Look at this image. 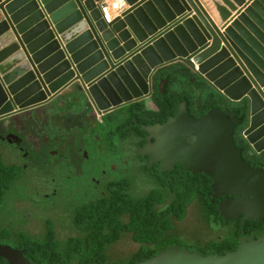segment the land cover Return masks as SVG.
<instances>
[{
    "label": "water",
    "instance_id": "95a60500",
    "mask_svg": "<svg viewBox=\"0 0 264 264\" xmlns=\"http://www.w3.org/2000/svg\"><path fill=\"white\" fill-rule=\"evenodd\" d=\"M110 22L102 0H0V119L75 92L99 115L151 96L152 74L178 61L227 101L247 102L245 140L264 151V0H125ZM194 64L197 69H194ZM167 79L158 88L163 92ZM200 96V94H199ZM235 111L198 117L186 101L165 122L143 126L161 171L180 163L205 173L225 220H264V164L251 166L234 146ZM191 139V140H189ZM24 249L0 244L8 264H32ZM137 264H264V233L242 235L224 254L170 245Z\"/></svg>",
    "mask_w": 264,
    "mask_h": 264
},
{
    "label": "trees",
    "instance_id": "16d2710c",
    "mask_svg": "<svg viewBox=\"0 0 264 264\" xmlns=\"http://www.w3.org/2000/svg\"><path fill=\"white\" fill-rule=\"evenodd\" d=\"M162 79L167 81L160 92L158 84ZM151 86L149 98L114 109L105 119L113 122L120 143L133 144L134 149L133 159H127L126 164L106 160V167L111 171L112 164L124 168L139 165V188L128 174L119 178L110 174L98 186L89 184L91 176L98 175L93 170L97 159L91 155L81 164L73 158L49 159L28 175L18 176L5 192L11 193L10 200L16 196V244L12 247L24 249L23 255L32 264H137L170 245L197 249L203 255L224 254L237 247L242 232L247 236L264 233V220L257 223L241 216L229 220L220 216L218 203L222 198L211 196L212 180L207 174L191 173L182 167L170 171L150 169L134 156L136 145L142 143L138 133L144 134L141 124L165 121L175 115L177 104L185 100L193 117L212 107L235 111L240 122L232 131L234 146L251 166L264 164V151L254 153L242 135L247 125L246 100L230 102L218 93L207 100L212 89L178 61L155 70ZM74 96L75 92H65L53 101L74 103ZM147 99L154 107L147 105ZM199 103L201 109L197 108ZM113 141L111 147L107 146L109 151L118 148ZM7 170L0 166L4 182L13 179ZM52 179L56 186L50 184ZM28 184H47L49 192L38 193L43 198L48 193L49 197L33 204L32 195L25 197L22 190ZM54 187L56 193L52 194ZM31 206L37 210L26 216V209L29 211ZM111 250L116 251L114 256ZM0 264L8 263L0 257Z\"/></svg>",
    "mask_w": 264,
    "mask_h": 264
},
{
    "label": "flooded vegetation",
    "instance_id": "af4514ba",
    "mask_svg": "<svg viewBox=\"0 0 264 264\" xmlns=\"http://www.w3.org/2000/svg\"><path fill=\"white\" fill-rule=\"evenodd\" d=\"M195 81L193 78L194 84ZM200 87H203V84ZM215 96L210 99H214ZM197 108L201 109L200 103ZM108 113L99 115L85 102L71 103L69 100H59L32 110H24L8 120L0 119V166H6L8 168L6 172L13 175V179L9 178L6 182L0 177V244L10 246L16 244V196L14 200H10L11 193L5 192L18 176L28 175L34 168L55 157L70 161L73 158L80 160L81 164L91 155L97 159L93 170L98 172V175H92L89 184L98 186L103 178L111 174L116 164H112L109 171L104 154L107 152V146L111 147V141L116 135L113 122H105ZM163 122L141 124L144 134L138 133L139 141L142 140V143L136 145L134 156L138 162L141 161L150 169H160L161 162L155 160L158 156L154 154L140 156L137 147L145 145L148 141H155L143 126ZM113 151L115 149L110 152ZM126 163L127 160H123V164ZM178 167L184 168L180 163H175L173 169ZM67 177L70 178L68 175ZM50 184L57 185L54 179ZM55 193L56 187L52 191V194ZM43 196L48 198L49 194L44 193ZM36 202L33 197V204ZM26 212V216H29L28 209Z\"/></svg>",
    "mask_w": 264,
    "mask_h": 264
},
{
    "label": "rangeland",
    "instance_id": "374dc122",
    "mask_svg": "<svg viewBox=\"0 0 264 264\" xmlns=\"http://www.w3.org/2000/svg\"><path fill=\"white\" fill-rule=\"evenodd\" d=\"M146 102H147V105L149 107H154L153 103L150 102V100H148ZM113 144L117 145V147H118L117 150L113 151V152H110L108 149H106L107 152H105V154H104V159H107L108 163L109 162H113V160L123 161V160H127L129 158L133 159V157H132V153L134 152V149L132 147L133 144H126V143L125 144H121L120 141L117 138L114 139ZM124 174H128L129 176H131L133 181H134V184L137 187L140 186L142 177H141L139 165L132 164V165H129L128 167L124 168L123 165L120 166V165L116 164L115 169H113L111 171V177H114V178L122 177ZM19 186H21V183H19ZM22 190L24 191L25 197L26 196L29 197V195L31 194L32 197H34L37 201L41 200V198L45 201L46 198H43L38 193V191L40 193L41 192H49L50 186H48L46 184L45 187H41V186H38L37 184H36V186H34L33 184H28L27 188H26V186H24V188ZM53 201H55V200H53ZM36 210H37V207H32L31 206V207H29V211L28 212L36 211ZM110 253L113 255V254L116 253V251L111 250Z\"/></svg>",
    "mask_w": 264,
    "mask_h": 264
},
{
    "label": "built area",
    "instance_id": "2783aa9c",
    "mask_svg": "<svg viewBox=\"0 0 264 264\" xmlns=\"http://www.w3.org/2000/svg\"><path fill=\"white\" fill-rule=\"evenodd\" d=\"M126 1L125 0H108V1H102L100 3V12L102 15V19L105 22H110L112 20V17L118 16L126 7ZM194 69H197V65L194 64ZM242 135H244V131L242 132Z\"/></svg>",
    "mask_w": 264,
    "mask_h": 264
},
{
    "label": "crops",
    "instance_id": "0c3cea01",
    "mask_svg": "<svg viewBox=\"0 0 264 264\" xmlns=\"http://www.w3.org/2000/svg\"><path fill=\"white\" fill-rule=\"evenodd\" d=\"M102 1H108V0H102ZM127 7H128V5H126V7H125L124 9H126ZM112 18H113V17H112ZM63 93H65V92H63ZM63 93L59 94L58 97H60ZM58 97H57V98H58Z\"/></svg>",
    "mask_w": 264,
    "mask_h": 264
},
{
    "label": "bare ground",
    "instance_id": "6f19581e",
    "mask_svg": "<svg viewBox=\"0 0 264 264\" xmlns=\"http://www.w3.org/2000/svg\"><path fill=\"white\" fill-rule=\"evenodd\" d=\"M68 128V127H67Z\"/></svg>",
    "mask_w": 264,
    "mask_h": 264
}]
</instances>
